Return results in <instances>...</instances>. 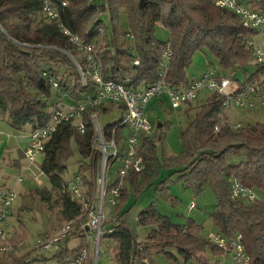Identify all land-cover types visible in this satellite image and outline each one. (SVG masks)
<instances>
[{
	"label": "trees",
	"instance_id": "1",
	"mask_svg": "<svg viewBox=\"0 0 264 264\" xmlns=\"http://www.w3.org/2000/svg\"><path fill=\"white\" fill-rule=\"evenodd\" d=\"M49 1L57 12L56 20L48 21L42 14L43 0H0V114L6 115L15 129L25 125L32 129L43 126L53 107L68 105L63 103L65 99H72L76 104L95 89L90 80L82 86L73 59L83 72L87 71V59L63 34L60 25L95 47L104 79L121 82L133 90L158 80L166 43L172 57L162 78L169 87L188 86L186 70L197 51L205 54L207 68H212L211 57L221 70L246 71L245 67L254 60L246 42L257 32L245 27L233 12L216 6L214 0ZM250 7L264 13V0L253 1ZM105 19L109 26L104 23ZM157 24L168 31L166 41L155 37ZM262 73L264 68L260 66L246 82ZM216 76L222 78L219 74ZM49 78L56 82L55 89ZM63 94L67 97L62 98ZM222 103V96L216 92L203 105L195 107L188 103L196 112L179 134L187 162L180 170L181 176L197 192L205 186L211 188L216 198L211 215L216 232L225 237L239 233L250 264H264V200L250 203L232 200L229 190L231 180H236L256 193L264 194V123L230 127L220 121ZM114 108L122 109L109 103L87 107L83 115L84 133H79L71 124L61 123L45 143L40 170L46 176L49 188L36 189L34 196L49 208L57 207L58 217L64 222L74 220L82 213L81 205L71 201L66 191L69 181L63 179L72 154L70 143L74 141L82 157L78 162L79 172H87L90 176L97 162L96 150L92 148L90 115L95 111L100 118L101 114L110 113ZM115 123L103 127L106 135ZM215 127H218L216 132ZM128 132L127 128L117 130L119 144ZM153 138L142 137L139 153L144 158L145 169L137 174L128 173L115 206L114 219L106 229V220L103 223V238L115 247L111 256L113 264H145L144 260L151 264L153 253L175 261L170 249L176 250L185 260H198V255L204 253L214 257L223 254L209 239L200 236L195 220L189 219L181 227L160 214L153 204L136 215L137 227L148 228L144 237L140 239L127 226L126 212L119 210L130 194L129 189L138 194L151 185L154 162H157ZM228 155L237 162L229 163ZM84 182L90 190L91 179L85 176ZM156 190L160 191L158 187ZM162 190L167 187L163 186ZM81 236L73 233L66 237L61 245L59 243V250L49 257L44 253V256L29 253L18 256L13 251L0 254V264L70 263L80 246L71 250L66 244ZM14 241L22 246L24 239L14 238ZM105 247L104 252L109 253L111 249ZM87 264H92V259ZM199 264L221 263L207 260Z\"/></svg>",
	"mask_w": 264,
	"mask_h": 264
},
{
	"label": "built area",
	"instance_id": "2",
	"mask_svg": "<svg viewBox=\"0 0 264 264\" xmlns=\"http://www.w3.org/2000/svg\"><path fill=\"white\" fill-rule=\"evenodd\" d=\"M256 0H214L216 6L224 8L237 15L242 24L264 36V13L254 10L250 4ZM244 2V4L242 3ZM42 14L48 21L57 19V12L49 0L42 2ZM63 34L68 36L69 41L75 44L83 52L87 59V71L83 72L79 64L73 59L80 75L82 86H86L90 80L95 89L86 93L76 104L61 105L53 107L50 111L47 122L37 128H33L29 134V144L23 151V157L28 163L34 162L38 157L43 156L44 146L59 124L66 123L73 125L79 133H84L85 124L83 115L87 107H97L103 103L115 104L122 107V117L114 124L108 135L100 125L99 114L93 112L90 121L93 127L92 148L96 150L98 170L92 181L89 190L84 182L87 176L84 171L74 175L71 181L66 184V191L73 202L81 205L82 213L76 219L64 222L58 230L49 236H38L35 241V249L44 254L57 252L59 243L71 234H81V245L70 264H87L89 259L93 263L97 260L103 244V223L104 201L109 196V201L116 206L121 190L128 173H141L145 169V161L139 153L142 137L152 135L153 126L146 119L144 110L147 103L154 98L163 95L168 97L171 109H177L183 104H188L197 98L202 88H208L212 92L220 94L223 98V107H228L231 102L240 106L247 103L253 106L252 99L264 92V73L260 78L245 82L233 93L225 95L224 90L228 87L227 79H218L214 69L206 68L199 78L191 81L187 87H169L163 81L164 71L168 68L172 51L166 43L162 53V61L158 73V80L153 84L143 86L141 89L133 90L121 82L104 79L101 74V65L95 56V47L83 42L73 35L66 28H62ZM253 56V61L264 68V50L260 45L246 42ZM52 87H57L56 82L49 78ZM62 98L67 95L63 94ZM264 107V105H262ZM239 125L235 126L238 128ZM120 128L129 130L127 136L121 137L120 144L117 141L116 132ZM215 131L218 127L214 128ZM119 161L120 165L114 173L112 182L109 180V172L113 164ZM230 198L236 201L254 202L258 200L257 193L236 180L230 182ZM16 198L13 190H4L0 196V254L15 252L18 249L13 241L12 232L7 230V217L10 208ZM190 207H193L191 204ZM111 232V230H108ZM217 248L230 255L233 264H250V257L245 252L242 236L235 233L230 237H225L218 233L210 235L208 238ZM19 246H21L19 244ZM92 248V249H91ZM48 252V253H47ZM148 264L147 260H144Z\"/></svg>",
	"mask_w": 264,
	"mask_h": 264
},
{
	"label": "rangeland",
	"instance_id": "3",
	"mask_svg": "<svg viewBox=\"0 0 264 264\" xmlns=\"http://www.w3.org/2000/svg\"><path fill=\"white\" fill-rule=\"evenodd\" d=\"M104 21V23L109 26L108 20L105 19ZM154 35L159 41H166L168 38V31L157 24L155 26ZM250 40L252 44L261 45V48L264 49V36L257 33ZM210 60L212 62V69H214L215 73L229 81L228 87L224 90L225 95L233 93L241 83L247 81L246 79L250 74L260 67V65H257L251 60V62L245 67L246 71L243 69L221 70L212 57ZM206 67L207 59L205 54L198 51L195 52L191 64L188 66V70L196 75L201 68H204L202 70L203 72ZM202 72L200 74H202ZM200 74L194 79L199 78ZM212 93V90L202 88L198 93L197 98L191 101V105L195 107L196 105H203ZM162 99V101L161 99H151L145 106L144 110L146 119L154 128L151 137H154L153 142L156 146L157 162L155 163L153 180L151 181V185L147 187L144 192L134 194V192L129 189L130 194H128L126 202L120 207L119 211L126 212L127 226L134 231L140 239L144 237L148 228L137 227L136 215L147 206L153 204L160 214L166 215L173 221V223L179 224L181 227L185 226L189 219L195 220L199 225L200 236L207 240L210 235L217 233L211 219V215L214 213L216 205L215 195L208 186H205L200 192L195 191L185 183V179L181 176L180 172L187 162L182 154L179 134L194 117L196 109H191L188 104H183L177 109H171L168 98L163 96ZM63 103L69 105L75 103V101L72 99H65ZM262 105H264V93H262L260 97H257L256 100H253L252 107H249L247 103L240 106L231 102L228 107L222 108L220 121H222L221 117L225 119L224 117L226 116L227 124L230 127L264 123V107H262ZM121 117L122 111L114 108L110 113L101 114L99 122L100 125L104 127L107 124L118 122ZM158 125L163 126L161 130L157 128ZM28 127L29 126L27 125V128ZM70 145L72 154L67 163V170L63 175L65 181H71L72 177L78 174V162L82 159L74 141H71ZM13 159L15 160L14 165H9L3 160L0 161V166L2 167L0 171V185L4 183V181L2 182L3 179L7 180V186L9 189H13L16 194V198L6 219L7 230L12 232L13 229H20L22 232L17 238V240L24 239L22 246H19V242H15L18 246L17 250L20 249L18 251L19 253L30 252V254L34 256H44L43 252L33 250L38 235L42 234L44 231L45 226L44 223L42 224V215L38 214L34 202L33 204H29L30 209H24L22 204L25 202V194H18L19 191H23V188L28 191H33L38 187H48V180L40 170L41 156L31 164L25 159H21L18 153L14 155ZM85 161L88 162V160ZM227 161L229 163H236L237 159L228 155ZM97 165V162H95V166H93L91 171L89 170L90 176L85 172L87 177L91 179V182L94 179V175L97 173ZM119 165V161H116L113 164V167L109 172L110 182L113 181L114 173ZM20 179H22V181H20ZM40 183L41 185H38ZM163 186L167 187V190H162ZM157 187L160 191L156 190ZM257 196L258 199L264 200V194L257 193ZM191 204L193 207H190ZM44 206L49 221L47 227L51 229L47 231L53 232V230L60 227L64 221L58 217L57 207L49 208L46 205ZM103 210L106 220L104 228L106 229L108 225H111L115 215V206L109 201V196L105 198ZM18 212L20 214H18ZM80 241L81 238L79 237L72 238L68 241L67 247L73 248L77 246ZM109 245L108 242H106V239L103 238L101 251H106L105 246L109 247L111 251L109 253L105 252L104 255L100 253L94 263L92 260V264H113L112 257L115 247L114 245L112 246V244ZM168 251L175 256V261L174 259H168L161 254L153 253L150 255L151 264H199V262L206 263L207 260L209 262L219 260L221 264H230L231 262L227 253L215 257L209 253L199 254L198 262L197 258L185 260L176 250L170 249ZM45 256L49 257L51 254H46ZM69 259H72V257ZM47 264H57V262L48 261Z\"/></svg>",
	"mask_w": 264,
	"mask_h": 264
},
{
	"label": "crops",
	"instance_id": "4",
	"mask_svg": "<svg viewBox=\"0 0 264 264\" xmlns=\"http://www.w3.org/2000/svg\"><path fill=\"white\" fill-rule=\"evenodd\" d=\"M239 1H241V0H239ZM262 50H264V49H262ZM192 58H193V56H192ZM203 69L204 68H201L199 70V72L195 75L190 70H188V68H187V70H186V78L188 80V83H190L191 81L194 80V78H196L197 76H199V74L202 72ZM258 78H260V75H259V77H254L253 80L258 79ZM262 93H264V92H262ZM262 93L259 94L258 96H255L252 99V101L253 100H256L257 97H260L262 95ZM163 96H166V95H163ZM163 96H161L159 98H154V99H161V101H162L163 100L162 99ZM224 118L225 119H223L221 117L222 122H226L227 123L226 116ZM28 126H29L28 128H27V125H25V126L21 127L20 129H15V128H13L9 124L8 119H7V116L0 114V161L3 160L5 162H7V164H9V165H14L15 164V160L13 158H14V155L16 153H18V155H19V157L21 159H24V157H23V151L25 150V148L29 144V134H30V131L32 130L31 126L30 125H28ZM239 126H242V125H239ZM157 128L158 129L161 128V125H160V127L157 126ZM153 132H152V134H153ZM148 137H151V135L148 136ZM41 160H42V157H41ZM155 163L156 162H154V164ZM1 168L2 167L0 166V171H1ZM3 181H4V183H2V185H0V196H1V193L4 190H8L9 189V187L7 186L8 183H6L7 180L3 179L2 182ZM20 181H22V179H20ZM38 185H41V183L38 184ZM41 188H49V183H48V187L47 186H44V187H40V188L38 187L36 189H41ZM9 190H13V189H9ZM35 190H33V191H30L29 190L28 191V190H26V189L23 188V191H19L18 194H25L24 195V198H25L24 201L25 202H24V204H22V207L24 209H30V207H29L30 205L29 204H33V202H34V204L36 205V209H37L38 214L42 215V217H41L42 220H43L42 221V224L44 223V226L45 227H44V231L42 232V234H39L38 236H43V235L49 236V235L53 234L56 230H58L59 227L56 228L55 230H53V232L52 231L51 232H48L51 229H49V227H47V225H49V223H48L49 221H48L47 213L45 212V206H44L45 204L40 200V198L38 196H34V191ZM21 210H22V208H21ZM18 214H20V213L18 212ZM21 233L22 232L20 231V229H18V230L13 229V231H12V235L14 236L15 239H17L18 236L21 235ZM81 243H82V241H80L77 246H75L73 248H69V249L72 250V249L78 248L81 245ZM19 250H16L15 251V254L16 253H19L18 252ZM25 254H28V253L27 252H22V253H19L17 255L18 256H22V255H25ZM29 254H30V252H29ZM229 257H230V255H229ZM230 261H231L230 264H232L231 257H230Z\"/></svg>",
	"mask_w": 264,
	"mask_h": 264
},
{
	"label": "water",
	"instance_id": "5",
	"mask_svg": "<svg viewBox=\"0 0 264 264\" xmlns=\"http://www.w3.org/2000/svg\"><path fill=\"white\" fill-rule=\"evenodd\" d=\"M158 127H160V125H158Z\"/></svg>",
	"mask_w": 264,
	"mask_h": 264
},
{
	"label": "bare ground",
	"instance_id": "6",
	"mask_svg": "<svg viewBox=\"0 0 264 264\" xmlns=\"http://www.w3.org/2000/svg\"><path fill=\"white\" fill-rule=\"evenodd\" d=\"M234 127V126H233ZM216 132V131H215ZM123 190V189H122Z\"/></svg>",
	"mask_w": 264,
	"mask_h": 264
}]
</instances>
